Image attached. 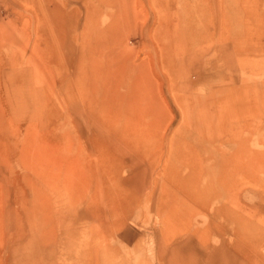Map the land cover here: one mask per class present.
Segmentation results:
<instances>
[{
    "label": "rangeland",
    "instance_id": "rangeland-1",
    "mask_svg": "<svg viewBox=\"0 0 264 264\" xmlns=\"http://www.w3.org/2000/svg\"><path fill=\"white\" fill-rule=\"evenodd\" d=\"M124 1L129 3L128 12L134 9L135 0ZM206 1L176 0L172 3L173 9L168 8V12H177L181 16L177 31L200 28L197 15L216 17L223 13L218 3L223 0H209L208 3L215 4L211 11ZM150 2L140 0L136 8V23L119 31L122 40L112 47L116 56L120 52L123 56L128 53V56L135 57L136 64H148V76L155 84L153 88L146 89L152 103L143 109H139L135 102L129 105L130 110L139 116L143 111L144 119L142 126L131 128V131L147 132V137L125 139L120 135L124 124L116 122L110 127L96 119L98 115L95 113L89 114L85 109L77 111L76 97L64 88L69 78H75L72 70L66 69V64L72 61L88 63L93 57L87 55L76 60L72 54L70 57L62 54L53 59V65L49 67L43 55L45 44L41 42L44 38L41 30L45 34L49 31L57 33L55 42L58 44L61 32L50 24L48 14L53 12L54 18L63 4H67L68 9L79 8L75 21L63 30L68 33L73 28L70 32L78 34L82 41L89 31L84 1L0 0V158H3L0 187L7 193L5 199L0 200V264H99V258L102 264L105 261L107 264H169L172 254L175 256L176 246L186 245L189 232H193L190 249L179 247L176 256L180 258L179 263L184 260L182 264H208L209 251L225 247L233 264H264L260 259L264 248L254 254L246 242L239 245L234 234L236 223L214 218L212 212L216 206L205 213H195L188 223L186 208H178L167 201L168 195H177H166V184H172L178 193L183 192L172 181L175 172L170 167L183 165L187 160L186 153L178 150L180 159L171 162V141L185 139L188 132L195 129L193 120L202 118V112L210 109L214 91L228 81L222 75L212 76L217 74L216 70L209 74L211 68L227 71L230 67L226 55L213 58L216 52L218 54L219 46L208 53L202 47L185 56L175 55L170 41L174 30L166 25L165 9L154 3L150 5ZM113 11L116 12L111 7L102 8L98 17L99 27L110 23L109 16L115 15ZM249 46L251 49L247 54L234 52V63L238 66L236 77L264 89V40L250 42ZM162 52L175 62L173 72L168 73L158 67V57ZM183 57H187L191 65L186 61L180 65ZM64 67L66 73L61 72ZM47 85L58 97L54 95V106L43 109L40 101L45 98L41 97V88L45 92ZM11 94L14 99L10 98ZM257 94L260 101H264V93ZM60 99L65 101L63 105ZM21 101V104H16ZM53 110L64 113L65 117L51 125L45 124L43 119ZM258 122L253 123L246 135L244 148L247 150L242 148L246 155L239 158L237 155L226 165L233 171L237 169L236 164L245 168L248 175L245 172L237 175L232 195L239 197L245 213L257 211L259 214L255 220L264 222V121ZM52 136H61V146L57 143L56 155H69L75 151L71 155L76 162L70 164L84 162L83 155L90 154L92 161H98L99 156L104 158V166L100 162L97 165L99 169H91L89 174L85 170V174L75 170L74 165L69 169L66 166L62 171L49 166L43 170L40 168L43 176L38 177L40 172L34 173L29 166L33 158L27 150L33 152L37 147L49 146L54 139ZM226 151L229 155L233 153V149ZM249 152L259 155V159H253ZM51 155L52 158L57 157ZM186 156L199 166L206 159L204 153L200 157ZM188 162L181 168L183 174L189 173L185 167ZM40 179H44L43 184ZM101 179L103 184L99 182ZM36 196L42 216L34 214L32 218L42 217L44 224L31 229L25 222L23 206L30 209L38 203L34 201ZM6 201L10 206L7 209L4 207ZM232 206L239 209L234 204ZM7 210L11 212L9 224L6 223ZM209 221L216 229L207 230V244L205 230Z\"/></svg>",
    "mask_w": 264,
    "mask_h": 264
},
{
    "label": "bare ground",
    "instance_id": "bare-ground-1",
    "mask_svg": "<svg viewBox=\"0 0 264 264\" xmlns=\"http://www.w3.org/2000/svg\"><path fill=\"white\" fill-rule=\"evenodd\" d=\"M83 1L87 9V26L89 31L83 36L82 41L79 40L78 34L70 32L73 31V28L69 29L70 31L68 33L63 30L66 25L75 21L79 8L68 9L67 4H63L62 9L57 10L58 13L57 15L55 14L54 18L52 17L53 12L48 14L51 18L50 24L55 27V30L60 31L61 34L58 36V45L55 42L57 33L54 34L49 31L48 34L47 32L45 34V31L41 30L44 33V38L42 37L41 42L45 44L42 51L46 58V64L51 67L53 65V59L58 58L62 54H65L66 57H70L72 54L76 57V60L78 57H86L87 55H90L91 58L93 57L88 63L78 64V62L72 61L70 62L71 64H66V69L69 71L72 70L75 78H69L64 88H67L72 97H76L77 111L80 110L82 112L85 109L89 114L95 113L98 115V117H95L96 119L102 121L103 124H109L110 127L116 122L124 124L120 135L125 139H133L134 137L135 139H141L147 137V132L131 131V128L136 129L142 126L144 119L143 111H141V116H139V113L130 110L129 105L135 102L139 105V109H143V106L152 103L148 99L149 94H147L148 92L146 90L153 88L155 85L153 80L148 76L150 67L143 62L136 64L135 57L128 56V53H126V56H123L121 55L123 53L120 52L116 56L115 50L112 49L117 41L121 42L122 40V34L119 31H124L136 23L138 19L136 8L140 0H135L134 9L131 10L133 12L132 14L131 11L128 12L127 10L129 3L127 4L124 0ZM175 1L166 0L165 4H162V2L155 3L153 0L150 2V5L154 3L155 6H160L165 9L166 25L172 31H175H173L174 34L171 32L170 39L173 51L175 50L174 52L176 53L175 55L185 56L194 49H201L202 47H205V52L208 53L214 47L219 46L218 54L216 52L213 58L218 57V55H226L225 57L230 70L224 71L222 68H211L209 74L216 70L218 71L216 72L217 74H211L212 76L222 75L227 77L228 81L220 84V89L214 91L215 95L211 98V106L210 109L208 108V113L203 111L202 118H199L198 121L192 119L195 129L189 131L185 139L175 142L174 140L171 141V162L180 159L178 150L186 153V155H193L194 157H200V154L204 153L206 159L199 166L189 161L191 158L185 155V159H187L186 163L189 161L188 165L185 166L189 171L186 174H183L181 171L182 166L186 164L184 162L183 165H172L170 167L175 172V175L172 176V181L176 184V188L180 186L183 192L178 193V191H174L172 184H166V195H177L175 197L168 195L167 201H171V204L178 206V208H186L188 223H191V217L195 213H205L210 207L216 206L212 212V216L216 219H227L228 221L236 223L234 234L238 239V244L241 245L242 243L240 244V242H246L251 253L258 254L260 248H264V222L255 220V217L259 214L257 211L245 213L244 207L242 208L239 204V197L232 195L237 175L240 172H245L246 174L247 172L245 168H239L240 166L237 164V169L234 171L233 169L229 170L226 164L230 163L231 159L237 155L238 158L242 157L240 155H246L242 151V148L247 143L246 135L250 132L253 123L257 122V120L260 123L264 121V101H260V95L257 94L264 93V89L255 84L251 85L244 80L238 79L236 77L238 75L236 69L238 66H235L233 59L234 52L235 54L238 51L239 53L244 52L247 54L251 49L249 46L250 42L254 43L262 39L264 40V0H223L222 2H218L219 7L223 10L221 15L216 17L212 15L208 16V14L197 15L201 29L189 28L188 31L187 29L184 30V28L177 31L181 16L177 12H168V8L173 9L172 3ZM208 1L205 2L207 6L210 4ZM103 7H111L116 12L113 11L112 13L115 15L109 16L110 23L108 25L99 27L98 17ZM214 7L215 4L211 3L208 10L211 11ZM189 17L194 20L191 14ZM182 19H186L185 15H182ZM195 19L197 20V18ZM246 31L248 32L246 33ZM203 56L205 55L203 54ZM109 59L112 61L110 62ZM126 59L130 62L128 63ZM185 61L187 65H191V61L187 57H183L180 60V65L186 64ZM157 65L159 68L165 69L168 73L173 72L175 69L174 65L176 66L175 62L164 56V52H162L160 58L158 57ZM66 69L64 67L61 72L66 73ZM211 75L209 76L210 78L212 77ZM46 88L47 90L45 92H43V87L41 88V97L45 98V100L40 101V106L43 109L44 107L54 106L55 104L53 101L54 95H56L54 89L50 85H47ZM56 97L58 96L56 95ZM10 98L14 99L13 94H11ZM48 98H50V104L48 103ZM68 99L71 101V97H68ZM59 102L61 105L65 103L63 99H60ZM21 103L22 101L16 104ZM254 106L258 107L254 109ZM9 108L12 111L11 107ZM57 111L53 110L48 113L43 119L44 123L51 125L60 118L65 117L64 113H58ZM52 137L55 140L52 139L51 143L48 144L49 146L44 145L43 149L37 147L33 152L32 150H27L28 155L30 154L33 158V162H29V166L34 169V173L40 172L38 175L40 178L43 176L41 169L43 170L51 166V168L56 167V169L62 171L66 166L68 169L73 166L74 164H70L71 162H76L71 155L75 151L74 153L69 152V155L66 153L56 155L55 149L58 148V144L61 146V136ZM226 149H233V153H230V155L226 154L228 153ZM141 150H143L142 147ZM244 150L247 149L244 148ZM182 152H179V154ZM51 154H55L57 157L52 158ZM249 154L255 160L260 157L253 152H249ZM83 156L85 157L84 162L77 161L76 165L73 166L75 170L81 171L83 174H85V171L89 174L91 169H99L97 165L100 162L104 166V158L101 156H99L98 161H92L90 154ZM2 161L3 158H0V165H3ZM151 165L153 166L154 164L151 163ZM40 181L42 184L44 183V179H40ZM99 182L103 184L104 181L101 179ZM166 183H169V181ZM6 194L5 188L0 187V200H4ZM128 195L131 196L130 194ZM34 201L38 202L37 196ZM232 204L236 205L239 209H235ZM4 207L6 209L9 208V203H4ZM23 207L25 222L29 228L32 229V226H42L44 224L42 217L36 220L32 218L34 214L42 216L39 202L35 203L30 209L26 206ZM247 211H249L248 208ZM7 212L6 223L9 224L11 222V212L9 210ZM208 225V229L205 230L207 244L209 231L216 229L213 227L211 221H209ZM189 233L188 239L184 243L186 245L184 247H182V244L176 246L174 249L176 250V253H174L175 256L172 254V259L169 264H172V262L173 264H182L184 262V260H181L179 263L180 258L176 256L179 247H182L183 250L190 247L193 232ZM187 254L184 253L183 255ZM208 255L210 258L208 264H233L225 247H220L213 251L210 250ZM260 257L263 262L264 254H261ZM99 264H102L100 258ZM105 264H107V261H105Z\"/></svg>",
    "mask_w": 264,
    "mask_h": 264
}]
</instances>
